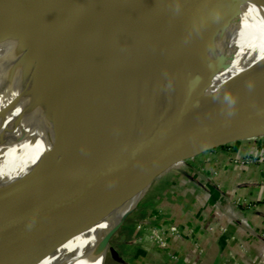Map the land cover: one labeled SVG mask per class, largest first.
<instances>
[{
  "label": "water",
  "instance_id": "95a60500",
  "mask_svg": "<svg viewBox=\"0 0 264 264\" xmlns=\"http://www.w3.org/2000/svg\"><path fill=\"white\" fill-rule=\"evenodd\" d=\"M40 2L56 27L65 81L62 89L47 88L33 96L22 110L23 117L28 121L48 108L85 136L40 182L9 223L0 238V264L41 263L92 193L127 172L158 163L157 174H162L211 150L264 137V49L216 96L203 97L228 63L218 58L206 63L202 51L190 55L182 44L185 39L175 34L179 30L186 36V22L192 17L180 11V5L164 19L159 13L148 16V11L126 18L133 25L131 30L156 38L115 42L113 24L124 17L117 0H109L103 13L89 0ZM154 18L162 20L161 28L152 25ZM103 52L121 58L151 81L148 87L153 94L144 104L117 92L125 79ZM147 57L157 60L155 67H143ZM188 65L192 72L186 71ZM195 66L203 70L202 75L195 73Z\"/></svg>",
  "mask_w": 264,
  "mask_h": 264
},
{
  "label": "bare ground",
  "instance_id": "6f19581e",
  "mask_svg": "<svg viewBox=\"0 0 264 264\" xmlns=\"http://www.w3.org/2000/svg\"><path fill=\"white\" fill-rule=\"evenodd\" d=\"M89 1L100 13L109 4V0ZM167 1L117 0L124 17L113 24L115 42L141 36L156 38L134 32L126 18L148 11V16L159 13L164 19L169 13L175 14L180 5V11L192 15L186 22L187 35L171 30L185 39L182 44L190 55L202 51L206 63L217 58L228 63L215 75L203 97L216 96L263 51L264 0H172L173 5L168 6ZM152 21L155 27H162V20ZM103 54L125 79L117 92L144 104L153 94L151 81L121 58L108 52ZM190 55L187 59L192 62ZM156 63L155 58L147 57L143 67L152 68ZM191 68L186 66V71ZM194 68L198 71L195 73L202 75L200 67ZM64 81L61 47L46 7L40 0H0V238L29 195L85 136L71 121L49 113L48 108L28 121L23 117L22 110L33 96L47 88L62 89ZM157 172L158 163H153L97 188L68 221L53 250L39 264H105L110 250L108 236L116 234L146 195Z\"/></svg>",
  "mask_w": 264,
  "mask_h": 264
},
{
  "label": "rangeland",
  "instance_id": "374dc122",
  "mask_svg": "<svg viewBox=\"0 0 264 264\" xmlns=\"http://www.w3.org/2000/svg\"><path fill=\"white\" fill-rule=\"evenodd\" d=\"M243 143L252 151L246 156H230L229 161L258 165L262 175L258 173L255 180L264 182V137ZM236 145L211 150L156 173L151 188L110 238L105 264H264L260 242L251 245L245 237L233 235L236 228L250 229L255 235L256 225L246 212L250 208L264 211L251 194L238 193L252 180L245 179L247 185L238 188L227 182L225 188L220 187L216 159V164L210 163L214 171L203 167L208 163L206 157L216 158L217 152L235 150ZM258 237L264 248V234ZM246 250L252 251L243 256Z\"/></svg>",
  "mask_w": 264,
  "mask_h": 264
},
{
  "label": "crops",
  "instance_id": "0c3cea01",
  "mask_svg": "<svg viewBox=\"0 0 264 264\" xmlns=\"http://www.w3.org/2000/svg\"><path fill=\"white\" fill-rule=\"evenodd\" d=\"M243 142L245 141L236 142V144H239V145L235 146L236 147L235 150L234 148L233 149L230 148L231 151L229 152H224L225 150L217 152V155L216 154L213 155V156H216V158L212 156L206 157L207 158L206 161H208V163L204 164L203 167L209 169L207 170L208 172L214 171V164L211 168L210 163H213V162L215 163L214 160L216 159L217 161L216 163L220 165L221 174L217 175V178H219L217 180H218V183H220L219 184L220 187L225 188L224 184L227 182L229 186L234 184L235 187L238 188L242 185H247V183L246 184L243 183L245 179L252 180L250 186H247L244 188L242 187V189L240 188V191H238V193L241 194V196H243L244 194L246 195L251 194L250 198L252 197L251 199L253 201H260L261 202L260 207L264 208V182L262 181L258 182L255 180L257 179L259 175H262V173L258 172L259 171L258 169H260L258 168L259 166L254 163H250V164H238L237 163L236 164V163L229 161L231 157H234L236 155L246 156L248 153L252 151V149H248L247 145ZM233 144L235 145V143ZM223 149H226V147L224 146ZM246 213H247L248 218L253 220L254 221L253 223H255L256 225V227L254 228V232L256 234L254 235V233L250 229H247V228L245 229L236 228L235 233L233 235L239 234L245 237L246 241H249L251 245H253L252 243H254V241L260 242L261 252L263 253L264 251V248L262 247L263 240L259 238L258 235L264 234V211H257L256 209L250 208V210ZM224 230H227V229L225 228ZM217 242L218 244H221V240H218ZM213 250L215 249L213 248ZM208 251H210V249H208ZM248 251L251 252L252 250H246L243 256H246V254H248L247 253ZM218 253L223 258H226L225 254L221 255V249H218Z\"/></svg>",
  "mask_w": 264,
  "mask_h": 264
}]
</instances>
